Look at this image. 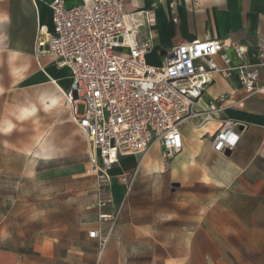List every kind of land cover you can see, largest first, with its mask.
Returning <instances> with one entry per match:
<instances>
[{"label": "rangeland", "instance_id": "1", "mask_svg": "<svg viewBox=\"0 0 264 264\" xmlns=\"http://www.w3.org/2000/svg\"><path fill=\"white\" fill-rule=\"evenodd\" d=\"M135 6L125 3L129 11ZM148 60L159 61L151 50ZM5 62L0 56V264H195L202 255H208L210 264H264V146L250 164L249 180L227 190L195 181L186 160H176L178 154L163 160L159 149H151L146 155L125 156L109 174L104 196L111 203L100 208L103 192L91 173L85 136L73 122L40 107L34 116L18 119L19 107L34 97V88L11 76ZM254 106L264 111V102ZM77 112H83V105ZM7 121L13 130L3 133ZM192 123L183 124L192 129L200 118ZM44 135L52 154L35 157ZM121 171L136 172L124 201L117 179ZM116 207L120 215L100 255L87 232L106 234L110 222L99 214ZM165 238L212 240L215 246L148 245V240ZM178 252L180 262L169 261Z\"/></svg>", "mask_w": 264, "mask_h": 264}, {"label": "built area", "instance_id": "2", "mask_svg": "<svg viewBox=\"0 0 264 264\" xmlns=\"http://www.w3.org/2000/svg\"><path fill=\"white\" fill-rule=\"evenodd\" d=\"M133 0H78L67 6L65 0H51V29L38 27L34 56L51 59L68 71L70 85L62 92L70 104L73 123L85 136L91 173L103 192L99 207L111 203L104 196L109 174L128 155H146L154 147L168 160L183 149L181 126L200 118L205 124L220 113L232 94H222L203 106L202 97L214 75L225 79L236 75L243 98L264 96L260 68L264 51L226 40L209 39L183 42L172 47L162 65L146 62L152 36L145 29L155 25L150 11H129L125 3ZM176 22L174 5H169ZM83 105V112L77 106ZM239 122L222 119L213 134L215 154L234 151L240 140ZM136 172H121L117 179L124 187V199L133 187ZM120 208L99 219L110 222L108 232H87L97 241L100 255L118 220ZM93 233L95 235H93Z\"/></svg>", "mask_w": 264, "mask_h": 264}, {"label": "crops", "instance_id": "3", "mask_svg": "<svg viewBox=\"0 0 264 264\" xmlns=\"http://www.w3.org/2000/svg\"><path fill=\"white\" fill-rule=\"evenodd\" d=\"M50 2L51 0H0V56L8 63L11 76L25 83L26 86L34 88L35 93L32 99H27L19 107L18 119L34 116L36 113L30 111L32 107L37 109L40 107L43 110V105L48 102L53 93L63 95L62 92L69 89L70 79L66 69L58 68L47 57L41 58L38 65L34 56V42L38 27L51 29ZM65 3L67 6H72L77 4L78 0H65ZM132 3L136 6L131 11H150L155 18V25L145 29L146 33L152 36L151 51L159 60L157 63H151L147 54L145 59L151 66H161L163 57L172 47L194 40H226L244 46L251 52L258 49L264 51V0H133ZM170 3L174 5L176 22H173L170 14ZM259 72L260 83H264V67L260 68ZM213 79V82L206 87L202 102L205 104L222 94H232V98L222 105L223 110L220 113L215 114L214 125L209 126L207 123L191 129L182 124L183 149L176 156V160H186L190 166L189 172L195 181L204 179L218 183L227 190L234 183L249 180L245 177L249 173L250 164L257 157V151L264 146V137L263 141L253 139L254 135L264 134V111L254 108L255 104L264 102V96L254 95L236 104L244 96L236 75L229 79L214 75ZM223 86L224 89H222ZM211 87L214 89H210ZM63 98L65 99L64 95ZM250 99H252L251 102H248ZM65 102L66 109L60 112L44 111L55 113L63 120L73 122L70 105L66 100ZM222 119L239 122L245 128L239 130L240 140L234 151L215 154L211 149V140ZM1 130L3 133H10L13 130V123L7 121ZM78 132L83 135L79 129ZM156 149L159 148H153V150ZM118 167H115L112 172ZM117 209L116 207L106 214H111ZM208 210L205 209L204 213ZM226 214H228L227 211ZM225 228L229 229L227 224ZM148 241V245L158 247L215 246L212 240L199 243L190 238ZM180 256L178 252V255L170 256L169 261L180 262ZM200 258L203 260L195 264H210L207 261L208 255H202ZM193 259L197 260L196 250Z\"/></svg>", "mask_w": 264, "mask_h": 264}, {"label": "bare ground", "instance_id": "4", "mask_svg": "<svg viewBox=\"0 0 264 264\" xmlns=\"http://www.w3.org/2000/svg\"><path fill=\"white\" fill-rule=\"evenodd\" d=\"M44 92V91H43ZM48 100V99H47ZM66 99L63 98V95H61L60 93H53L48 102H46L44 105H43V110L45 111H56V112H60L62 109L65 108L66 106V102H65ZM37 101V100H36ZM38 102V101H37ZM68 103V101H67ZM203 104V106H205V104L203 102H201ZM69 104V103H68ZM70 105V104H69ZM206 107V106H205ZM66 109V108H65ZM31 112L33 113H37L38 109L35 108V107H32ZM215 114H217L216 112L213 113V115L215 116ZM209 123V126H212L215 124L214 122V119L207 122ZM205 123V124H207ZM204 124H199L198 126H193V127H199V126H202ZM80 130V129H79ZM218 130V129H217ZM81 131V130H80ZM84 135V134H83ZM52 154V147L46 142L45 140V136L40 140L39 142V145H38V149L37 151L34 153V156L35 157H44V158H48L50 157ZM158 172H162L163 171V168L162 167H158ZM154 170V169H152ZM152 173V172H151ZM155 174V173H154Z\"/></svg>", "mask_w": 264, "mask_h": 264}, {"label": "snow or ice", "instance_id": "5", "mask_svg": "<svg viewBox=\"0 0 264 264\" xmlns=\"http://www.w3.org/2000/svg\"><path fill=\"white\" fill-rule=\"evenodd\" d=\"M93 235H95V234L93 233Z\"/></svg>", "mask_w": 264, "mask_h": 264}, {"label": "water", "instance_id": "6", "mask_svg": "<svg viewBox=\"0 0 264 264\" xmlns=\"http://www.w3.org/2000/svg\"><path fill=\"white\" fill-rule=\"evenodd\" d=\"M226 152H229V151H226Z\"/></svg>", "mask_w": 264, "mask_h": 264}]
</instances>
